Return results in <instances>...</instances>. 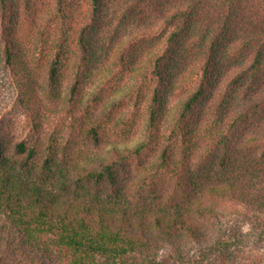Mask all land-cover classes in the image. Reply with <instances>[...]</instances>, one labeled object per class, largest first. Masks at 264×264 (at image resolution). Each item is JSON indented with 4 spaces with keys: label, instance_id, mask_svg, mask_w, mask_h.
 <instances>
[{
    "label": "trees",
    "instance_id": "16d2710c",
    "mask_svg": "<svg viewBox=\"0 0 264 264\" xmlns=\"http://www.w3.org/2000/svg\"><path fill=\"white\" fill-rule=\"evenodd\" d=\"M157 1L174 28L133 89L143 138L105 148L121 101L108 77L88 88L113 62L99 36L107 0H0V65L35 129L0 130V264H239L264 249V39L223 69L215 32L197 25L205 0ZM183 41L197 50L191 86ZM117 56L127 65V46Z\"/></svg>",
    "mask_w": 264,
    "mask_h": 264
},
{
    "label": "rangeland",
    "instance_id": "374dc122",
    "mask_svg": "<svg viewBox=\"0 0 264 264\" xmlns=\"http://www.w3.org/2000/svg\"><path fill=\"white\" fill-rule=\"evenodd\" d=\"M215 1L217 0H205L201 13L197 15V25L205 36H209L210 33L214 36L212 32H215L214 37L219 45L217 50L221 57L223 55L218 59L222 68L227 69L243 63L247 53L255 48L256 37L264 39V1L245 0L243 7L231 14L225 10L214 12L212 2ZM106 3L105 25L100 27L99 36L106 41V48L113 62L104 68V72L96 78L95 84L88 88V93L93 91L104 77L109 78L107 84L109 101L115 99L121 101L118 106L120 125L108 127L110 131L105 137L108 145L104 143V147L108 148L113 140L119 141L122 146H133L143 138L146 123V101L143 99L136 101L133 89L139 82L138 77L151 64L155 53L173 31L174 25L165 24L161 19L159 16L161 4L157 0H107ZM173 6L174 1L165 3L163 8L169 9ZM148 29L149 35L144 36L142 32ZM136 33L142 37L140 36L136 43H130V36ZM248 36H251L250 40ZM243 41L248 42L244 44L247 46H241ZM36 45H41V42L37 41ZM177 45H183L179 48L183 59L181 63L179 61L177 68L182 66L186 69L188 76L185 80L187 85L191 86L197 77L195 75V65L198 63L197 50L193 43L187 44L183 41ZM125 46L127 65L122 64L117 56L119 50ZM113 65V69L110 68ZM17 96L16 84L10 72H5L0 65V130L3 129L15 140H23L31 137L35 129L30 115L16 105ZM174 104L175 101L172 102L173 106ZM68 122L66 121V124ZM62 134L67 136V129ZM84 152L86 157H93L97 155L98 148L88 146ZM166 256L167 252H162L161 257ZM239 264H264V249L254 246L245 248L239 258Z\"/></svg>",
    "mask_w": 264,
    "mask_h": 264
}]
</instances>
